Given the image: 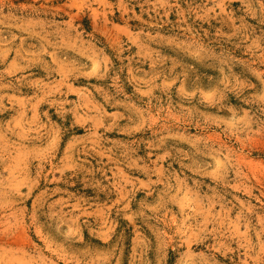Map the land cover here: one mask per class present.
<instances>
[{
  "label": "rangeland",
  "instance_id": "obj_1",
  "mask_svg": "<svg viewBox=\"0 0 264 264\" xmlns=\"http://www.w3.org/2000/svg\"><path fill=\"white\" fill-rule=\"evenodd\" d=\"M0 264H264V0H0Z\"/></svg>",
  "mask_w": 264,
  "mask_h": 264
}]
</instances>
